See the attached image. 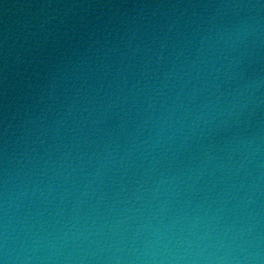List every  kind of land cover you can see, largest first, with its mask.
<instances>
[{"label":"water","instance_id":"obj_1","mask_svg":"<svg viewBox=\"0 0 264 264\" xmlns=\"http://www.w3.org/2000/svg\"><path fill=\"white\" fill-rule=\"evenodd\" d=\"M0 264H264V0H0Z\"/></svg>","mask_w":264,"mask_h":264}]
</instances>
